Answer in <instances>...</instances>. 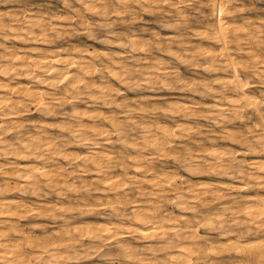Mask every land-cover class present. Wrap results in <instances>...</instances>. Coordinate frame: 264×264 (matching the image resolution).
Here are the masks:
<instances>
[{"label":"bare ground","instance_id":"1","mask_svg":"<svg viewBox=\"0 0 264 264\" xmlns=\"http://www.w3.org/2000/svg\"><path fill=\"white\" fill-rule=\"evenodd\" d=\"M74 1L81 9H71V13L64 16L15 7L0 10V38L3 40L0 41V264H74L82 255L77 248V244L84 247L82 241L97 243L92 248L102 259L100 264H215L224 253L230 260L231 252L240 259L233 262L234 258L236 260L233 256L229 264H264V239L249 241L241 235L264 233V193L252 195L245 192L251 189L249 182L256 179L261 191L264 190V99L249 91L257 85L248 82L243 73L250 69L254 76H264V60L260 55L264 53V17L259 21L249 18L238 23L237 16L230 20L235 17L232 15L237 7L233 8L231 3L236 0H204L210 14L203 15L202 19L211 23H205V29L195 30L196 27H193L192 30L193 25L188 26L191 25V18L188 21L189 15L186 17L183 13L185 9L176 7L179 16L176 19L180 20L175 19L172 24L166 20L165 29L178 33L183 22L197 39L209 40L213 44L204 47L201 42L191 50L181 34L166 36L163 51L170 62L192 67L195 74L204 72L213 75L211 82L202 83L206 78L188 82L181 78L173 65L172 68L167 65V59L160 54L145 56L142 61L136 56L138 51L144 55L148 51L153 52V47L160 49L165 43L157 42V47L154 45L150 49V41H144L147 37L141 40L133 32L115 31L112 28L114 24L111 26V22H107L106 18L115 14L116 20L122 19L120 21L124 24L123 14L132 13L130 0ZM184 1L191 5L199 0H134V3L152 12L154 7L162 11L160 4L174 9L176 4ZM204 1L201 0V3ZM69 4L67 1L63 3L65 7ZM230 5L235 9H231L233 12ZM40 7V10L43 9ZM237 10L240 13L241 10ZM84 12L100 15L102 19L92 23ZM166 15L172 16L170 11ZM132 17L135 19V16ZM73 20L80 24L83 29L80 31L88 37H93L95 27L105 30L107 38L101 41L115 45L119 50L114 53H110L109 49L107 52L90 50L92 45L89 48L77 39L61 42L65 34L71 37L79 32L72 25ZM157 32H152L154 38L160 36V31ZM239 54H243L240 59ZM199 60H203L204 64H197ZM170 73L175 84L179 83L180 88H188L191 94L201 98L196 100L193 95L190 102H185V99L165 101L167 105L164 103L163 118L177 121L174 126L157 116L156 107L149 108L150 101L144 102L148 105H143L138 100L134 106V98L127 100L120 96L124 88L134 93L143 87H155L156 76L166 77ZM166 80H160L165 89L171 86V81L168 80V83ZM258 87L262 93L264 82ZM205 98L213 99L203 108L218 128L231 116L241 122L245 120V113L258 117V123L245 130L248 133L245 138L238 136L242 133H235L238 128L235 129L234 124V132L230 126L227 127L229 130H225V126V129L220 128L225 130L223 136L231 143L234 144L238 138L241 143H246V151H226L217 143L218 147L215 140H210L213 142L209 147L199 146V139L194 142L191 138L188 140L198 145L197 148L192 147L189 141L177 147L180 142L176 141L201 132L197 124L192 126L185 119L199 117L198 113L203 110L199 108L203 104L201 100ZM82 104L87 105L83 107ZM32 111L41 115L38 122L32 118L24 119ZM57 115L62 118L61 121H48ZM233 117L229 119L233 120ZM176 118L184 119V122ZM52 129H56L58 134H52ZM213 131L210 132L218 134ZM246 132H243L244 135ZM209 139L213 138L210 136ZM244 155L255 157L245 169L243 159L237 161ZM168 160L173 161L174 166ZM235 160L237 166L232 165ZM5 168L8 170L4 171ZM180 168L195 178L203 171L221 178L229 175L230 168L237 169L239 177L233 182L242 183L240 187L246 195H233V202H223L225 205L221 202L219 209L213 208L211 203L221 200L222 189H228L229 184L218 181L197 184V179L182 178L185 175L179 172ZM225 191L223 189L224 194ZM95 194L100 195L97 200L93 198ZM169 204L175 210H169ZM226 212L238 224H244L245 231L230 237L234 232L230 235L228 220L224 219ZM188 213L193 216L189 217ZM35 218L48 220L46 223L51 231L44 230V226L39 228L42 231L40 234L26 231L21 222ZM198 228L206 231L220 229L224 242L214 244V240L201 236ZM132 236L151 243L156 240L157 243H143L147 246L139 248L126 240ZM104 243L114 244V248L100 251ZM84 256L85 259L90 255ZM221 261L218 264H223L224 261Z\"/></svg>","mask_w":264,"mask_h":264},{"label":"rangeland","instance_id":"2","mask_svg":"<svg viewBox=\"0 0 264 264\" xmlns=\"http://www.w3.org/2000/svg\"><path fill=\"white\" fill-rule=\"evenodd\" d=\"M29 1V2H28ZM0 0V10L1 9H4V10H6L7 8H11V7H15V8H20V9H29V10H35V11H39V12H43V13H49L48 15H56V14H58V15H60V13H61V15H66V14H68V13H71L70 11H71V9H72V11H73V9L74 8H79V9H81L77 4H76V2L74 1V0ZM46 1V2H45ZM68 2V3H70L69 4V6H67V7H65L64 5H63V3H65V2ZM204 1V0H203ZM27 4H26V3ZM44 2H45V4H44ZM75 2V3H74ZM130 2L131 3H129V5H130V7H131V10H132V13L130 12V11H128V12H125L124 14H123V19L126 21L127 20V23H125V21L123 20V22H124V24H122V21H120V20H122V19H120V20H116V16H115V14H113V15H109L107 18H106V20H107V22L109 21V22H111V26H112V24H114V26H112V28L115 30V31H118V30H120L121 32H133L136 36H138L141 40H143V39H145V37H147V39H145L144 41H146V40H148V41H150V43H151V46H150V49H151V47H153L154 45H156V43L157 42H163V43H165V44H162L161 46V48L159 49V48H152L151 50H153V52H150V53H152V54H150L149 53V51H148V53L147 54H144L143 55V53L141 52V51H138L139 53H141V55L137 52V54H136V56L142 61V59L145 57V56H149V57H156V56H158L159 54H160V56H163V57H165L166 59H167V61H168V63L169 64H167V65H169L171 68L173 67V68H176L175 70H177L178 72H179V75L181 76V78L184 80V81H188V82H191L192 80L193 81H201V80H204L205 78V80L204 81H201L202 83H204V82H211V80H212V76L213 75H209V74H204V72H202V74H201V72H198V73H196L195 74V72L194 71H192V67H187V66H185L184 67V65H181L180 63H178V62H173V61H171L172 62V64H171V62H170V60H169V57H166L165 56V51H163V50H165V47H166V36L167 35H171L170 33H172V34H175V35H180L183 39H185V41H187L188 42V44L190 45V48H191V50L192 49H194V48H196L195 46H197L199 43H201V44H203V46L204 47H210V45L212 46L213 44L209 41V40H202V39H197V37H195V36H193V34H192V31L190 32L189 31V29H191L192 28V30H194L193 29V27L195 28L196 27V29L195 30H200V29H205V23H207L208 21H205V19H202L203 18V15H205V14H207V15H209L210 14V11L208 10V8H207V2L206 1H204L203 3H201V0H199V1H196V2H193V4H191V5H189V4H187L185 1V3L184 2H182V3H178V4H176V6H174L175 8L173 9L172 7H170V6H166V5H164V4H160L161 5V7H162V11H161V8L160 7H158V8H160V9H157L156 7H154L153 9H152V12L151 11H149L148 9H141V8H139V6H137L135 3H134V0H130ZM16 3V4H15ZM25 3V4H24ZM51 5H49V4ZM132 3H133V5H132ZM184 3V4H183ZM204 3H205V5H204ZM3 4V5H2ZM6 4V5H5ZM13 4H15V6L13 5ZM19 4H21V5H19ZM48 4V7H45L46 5ZM54 4V5H53ZM74 4V5H73ZM183 4V5H182ZM195 4V5H194ZM19 5V6H18ZM159 5V6H160ZM182 5V6H181ZM185 5H186V7H185ZM188 5V6H187ZM197 5V6H196ZM231 5H234L233 6V8H235L236 9V7H237V9H240L241 11H240V13H237V12H239V10H235V9H233L232 8V6ZM231 5H230V10L232 9L233 11L235 10V14L233 13V15L232 16H234L235 15V17H233V18H231L230 20L231 21H233L234 19H236V16H237V19H236V21L238 22V23H240V22H243L244 20H246V19H251V20H253V21H259V19H262L263 17H264V0H236V1H233L232 3H231ZM34 6V7H33ZM41 6V7H40ZM184 6V7H183ZM31 9H30V8ZM38 7H40V8H42L43 7V9H39ZM59 7H61V8H59ZM69 7V8H68ZM179 9V10H181L182 8H183V13L186 15V17H187V15H189L187 18H188V21H190V19L189 18H191V25H188L189 27H191L192 25V27L191 28H187V27H185L184 25H183V22L181 23V29L179 28V30H178V33L177 32H175V31H173V30H169V29H165V27H164V23H166L167 21L169 22V24H172V22L174 21H178V20H180L179 18L178 19H176L177 17H179L178 16V14H177V8ZM192 7V8H191ZM34 8V9H33ZM136 8V9H135ZM197 8H199V9H197ZM241 8H243V9H241ZM38 9V10H37ZM61 9V10H60ZM201 9V10H200ZM44 10H47V11H44ZM59 10V11H58ZM148 10V11H147ZM158 10H159V12H158ZM164 10V11H163ZM231 10V11H232ZM140 12V13H138V12ZM168 11H170V13L172 14V16H169V17H167L168 15H166L167 13H168ZM232 11V12H233ZM58 12V13H57ZM137 12V13H136ZM160 12H162L163 14H161L160 15ZM167 12V13H166ZM203 12V13H202ZM64 13V14H63ZM66 13V14H65ZM130 13V14H129ZM187 13V14H186ZM198 13V14H197ZM138 14L140 15V16H138ZM237 14V15H236ZM245 14V15H244ZM125 15V16H124ZM129 15H131V16H129ZM174 15V16H173ZM196 15V16H195ZM240 15H241V18H240ZM262 15V16H261ZM84 16H86L87 17V20H89L90 22H92V23H98V21H100L101 19H102V17L100 16V15H92V14H90V13H87V12H84ZM132 16H135V19H134V17H132ZM137 16V17H136ZM177 16V17H176ZM239 16V17H238ZM250 16H252V17H250ZM115 17V18H114ZM126 19H125V18ZM243 17V18H242ZM262 17V18H261ZM131 18V19H130ZM165 18V19H164ZM197 18V19H196ZM257 18H258V20H257ZM129 19V20H128ZM148 19V20H147ZM161 19V20H160ZM164 19V20H163ZM169 19H170V21H169ZM176 19V20H175ZM241 19V20H240ZM134 20V21H133ZM167 20V21H166ZM194 20H196L195 22H194ZM74 21V20H73ZM116 21V22H115ZM120 21V22H119ZM129 21H131V22H129ZM164 21V22H163ZM166 21V22H165ZM194 23H193V22ZM200 21V22H199ZM119 22V23H118ZM146 22V23H145ZM163 22V24L161 25L160 23H162ZM171 22V23H170ZM173 22V23H174ZM190 22H188L189 24H190ZM209 22L211 23V21L209 20ZM208 22V23H209ZM74 23H76V24H74ZM74 23L72 22V25L73 26H76L78 29H79V32L78 33H74L71 37L70 36H68L67 34H65V37L63 36L62 37V39H61V42H66L67 40H75V39H77V42H80V43H82V44H84V45H87L88 47L89 46H91V49L90 50H92V49H96V50H98L99 52H107V50L108 51H110V53H114V52H116V51H118L119 49L115 46V45H107V44H104L101 40L102 39H105V38H107V33H106V31L105 30H101V29H98L97 27H95L94 28V31H93V37H88L85 33H83V32H81V31H83V29H82V27L80 26V24L77 22V21H74ZM115 23H116V25H115ZM121 23V24H120ZM197 25H196V24ZM120 24V25H119ZM130 24L132 25V26H130ZM167 24V23H166ZM202 24H204V26L202 25ZM143 26L145 27V29L143 28ZM201 26V27H200ZM114 27H116V28H114ZM154 27V28H153ZM162 27H164L163 29H162ZM183 27H185V28H183ZM207 27V26H206ZM183 28V29H182ZM188 30H187V29ZM80 29H81V31H80ZM95 29H96V31H95ZM147 29V30H146ZM98 30H99V32H98ZM123 30H125V31H123ZM152 30V31H151ZM154 30H155V32H157V33H159V31H160V36H158V37H153V33L152 32H154ZM119 31V32H120ZM142 32V33H141ZM147 32V33H146ZM149 33V34H148ZM169 33V34H168ZM106 34V35H105ZM185 35V36H182V35ZM190 34L192 35V36H190ZM143 35V36H142ZM101 36V37H100ZM165 37V38H163V37ZM190 38H189V37ZM73 37V38H72ZM97 39H96V38ZM152 37V38H151ZM93 38V39H92ZM143 38V39H142ZM189 38V39H188ZM79 39V40H78ZM83 39V40H82ZM99 39V40H98ZM153 39V40H152ZM165 39V40H164ZM154 40H156V41H154ZM191 40V41H190ZM0 41L1 42H3V40L0 38ZM76 41V40H75ZM91 41V42H90ZM209 41V42H208ZM90 42V43H89ZM98 42H100V44L98 43ZM161 42V43H162ZM93 43V44H92ZM155 43V44H154ZM192 43V44H191ZM209 43H211L210 45H207L206 46V44H209ZM89 44V45H88ZM194 45V46H193ZM32 46H34V45H32ZM99 46V47H98ZM100 46H103V47H100ZM192 46V47H191ZM233 46L234 47H236V43H235V41H233ZM93 47V48H92ZM94 47H96V48H94ZM155 47H157V45L155 46ZM90 48V47H89ZM103 49H104V51H103ZM115 49V50H114ZM149 49V50H150ZM150 50V51H151ZM0 51H1V49H0ZM112 51V52H111ZM161 52H163V53H161ZM109 53V52H108ZM155 53V54H154ZM158 53V54H157ZM163 54V55H162ZM140 55V56H139ZM262 57H263V59L262 60H264V53L263 52H261V54H260ZM238 57V59H240L241 57L240 56H243V54H239V55H237ZM141 57V58H140ZM243 60H244V58H242ZM131 63H132V59H130L129 60ZM201 61V62H200ZM204 64V61L203 60H199V61H197V64ZM166 65V66H167ZM173 65V66H172ZM179 66V67H178ZM168 67V66H167ZM190 69V70H189ZM181 72V73H180ZM219 73H220V71H219ZM245 75V79L248 81V82H250V83H252V84H256L257 86H255V87H253V88H250L249 89V91L251 92L252 91V93H254L256 96H258L260 99H264V91H262V93L260 92L261 91V88H259L258 86L261 84V82H264V79H263V75L262 74H260V75H262L263 77H261L260 75H256V76H254L253 75V72L250 70V69H247L245 72H243ZM184 74V75H183ZM174 75V74H173ZM205 75V76H204ZM220 75H221V73H220ZM202 76H204V77H202ZM208 76V77H207ZM247 76V77H246ZM257 76H259L260 77V79L257 77ZM173 76H172V74L170 73L168 76H166V77H160V76H156V78H155V80H154V84H156L155 85V87H154V85H152L151 87H143L141 90H138V91H134V93H133V91H129L128 89H123V91H124V93L123 94H121L120 96L122 97V99H132V98H134V100H136V102H133V105L135 106L136 105V103H138V100H139V102H141L143 105H148V103H149V108L151 109V107H156L157 109H156V113H157V116L159 117V118H162L163 120H166L171 126H174L176 123L175 122H177V121H175V120H173V119H170V118H167V117H165V118H163L164 116L162 115V109H164L165 107H166V103H165V101L166 102H170V101H174V100H172V99H175V101L176 100H183V99H185V102H190V101H192V99H193V95L194 96H196L197 97V99H196V97H194V99H196V100H200L201 98L199 97V95H197V94H191V92H190V90H188V88L186 89V88H184V89H182V88H180V87H182V86H180V84L178 83H176L177 84V87H178V89H177V87H176V84H175V82H174V78H172ZM186 77V78H185ZM189 79H188V78ZM211 77V78H210ZM168 78H170V79H168ZM171 78H172V81H171ZM202 78V79H201ZM208 78V79H207ZM158 79H159V81H158ZM166 80L167 82H168V80H169V82H170V84H171V86L170 87H168V88H166L165 89V87H162V85H161V82H160V80ZM186 79V80H185ZM210 79V80H209ZM263 79V80H262ZM260 80V81H259ZM168 82V83H169ZM200 82V83H201ZM259 82V83H258ZM157 85H159V86H157ZM161 86V87H160ZM116 87H120L119 85H117L116 84ZM157 87L159 88H161V89H163V90H165V91H163V90H159V89H157ZM172 87V88H171ZM156 88V89H155ZM171 88V89H170ZM180 88V89H179ZM148 89V90H147ZM155 89V90H154ZM201 89V88H200ZM167 90H169V91H167ZM178 90V91H177ZM181 90H183V91H181ZM141 91H145V92H141ZM183 92V93H180V92ZM187 91V92H186ZM177 92V93H176ZM185 92L187 93L186 95H185ZM130 93V94H129ZM136 93V94H135ZM151 94L150 95V98H148L149 97V94ZM172 93V94H171ZM189 93V94H188ZM137 96H135V95ZM137 94H139V95H137ZM144 94V95H143ZM147 95V97H146V95ZM160 94V95H159ZM179 94H180V96H179ZM259 94V95H258ZM125 97H124V96ZM128 95V96H127ZM155 95H157V96H155ZM161 96V98L159 97V96ZM178 95V96H177ZM181 95H183L184 97H182ZM120 96H118L117 98L119 99V100H121V97ZM136 97V99H135V97ZM142 98V96H145L144 98H143V100H140L141 98ZM174 96V97H173ZM176 96V97H175ZM158 99H157V98ZM182 97V98H181ZM186 97V98H185ZM188 97H189V99H188ZM191 97V98H190ZM146 98H148V99H146ZM158 101H156L155 99ZM179 98H181V99H179ZM127 99V100H128ZM146 99V100H145ZM204 100V101H203ZM203 100H201V102H203V104L199 107L200 108V110H202L200 113H198L199 115V117L201 116V118H199V117H195V118H193L192 116L191 117H189V118H187V119H185V121H187L186 123H190L192 126H196L195 124H197V126L199 127V130L201 131V132H199V133H196V134H193V133H191L190 134V136H185V137H183L182 139H180V140H182V142L180 141V140H178V141H176V142H180V144H177V147H180V146H183V144H185V141H187V143H188V139L189 138H191V139H193V141L195 142V141H197L198 139V143H199V146H206V147H209L210 145H211V142H213L214 140V143L217 145V143L218 144H220V146H221V148L223 147V149H227L226 151H232V152H236L238 149L239 150H244V151H246V147H247V144L246 143H241L240 142V138H238L239 140H236L235 142H234V144H233V142L231 143L230 142V140H229V138H226V137H224L223 136V131H225V130H227L228 128L227 127H229V128H231L230 130L232 131V132H234L235 130H234V127H235V129H237L236 130V134L238 135L239 133H242V134H239L238 136H243L244 138L245 137H247L248 136V133L245 131V130H248V127H253L256 123H258V121H259V119H258V117L256 116V115H254V114H252V116L250 115V113L249 114H247V113H245L246 115H245V117H244V121L243 122H241V121H239V119H236L235 117H233V116H231V117H229V118H232L233 117V120L231 119H227V121H226V123H224V124H222V126H220V128L221 127H223V129H225V127H226V129L225 130H221L220 128H218L219 126H217L216 124H214V120L212 119V118H210V117H208V116H210V115H208V114H206L205 113V110H204V108H203V106H205V104H209V103H211L212 102V98H205V99H203ZM148 101H150V102H148ZM160 101H162L163 102V107L161 106V104H162V102H160ZM184 101V100H183ZM146 102H148L147 104H145ZM151 102H153V104L151 103ZM156 102L158 103V104H156ZM208 102V103H207ZM166 105H165V104ZM155 104H156V106H155ZM87 105V104H86ZM85 104L83 105L82 104V106L83 107H85L86 106ZM158 106V107H157ZM161 106V107H160ZM159 108V109H158ZM198 108V109H199ZM103 111H107V109H104V108H101ZM198 109H197V111H198ZM69 110V109H68ZM199 110V111H200ZM204 111V112H203ZM159 114H161V115H159ZM40 116V117H39ZM212 116H214L213 114H212ZM255 116V117H254ZM206 119H205V118ZM254 117V118H253ZM257 117V118H256ZM27 119V120H31V118L33 119V120H35L36 122H38V120H40L41 119V115H39L38 113H35L34 111H32V113L29 115V116H26V117H24V119ZM54 119H49L48 121H50L51 123H56V122H59V121H61V119L62 118H60L59 117V115H57L56 117H53ZM208 118V119H207ZM253 118V119H252ZM57 121H56V120ZM190 121H189V120ZM200 119V120H199ZM55 122H54V121ZM176 120H179V122H184V119H181V118H179V119H177L176 118ZM212 120V121H211ZM229 120V121H228ZM86 121V120H85ZM170 121V122H169ZM172 121V122H171ZM197 121H200V122H197ZM236 121V122H235ZM87 122V121H86ZM197 122V123H196ZM245 122V123H244ZM198 123H201V124H203V125H201V124H198ZM174 124V125H173ZM206 124V125H205ZM214 124V125H213ZM233 124H234V127H233ZM240 124H242L241 126H240ZM253 124V125H252ZM211 125H213V126H211ZM220 125V124H219ZM227 125V126H226ZM232 125V126H231ZM245 125V126H244ZM247 125V126H246ZM204 126V127H203ZM206 126V127H205ZM225 126V127H224ZM239 126H240V128H239ZM244 126V127H243ZM208 127V128H207ZM246 127V128H245ZM245 128V129H244ZM215 129H216V131H215ZM218 129H220V130H218ZM243 129V130H242ZM214 130V131H213ZM229 130V129H228ZM242 130V131H241ZM51 131V133L52 134H54V135H57L58 134V131L56 130V129H52V130H50ZM202 131H203V133H202ZM210 131H213V132H217L218 134H216V133H212V132H210ZM220 133H219V132ZM208 132V133H207ZM243 132H246V135H244V133ZM201 133L203 134V135H201ZM199 134V135H198ZM206 134V135H205ZM207 134H209V135H207ZM211 134H214V135H211ZM194 135V136H193ZM195 135H198V136H201V137H198V136H195ZM217 135H219V136H217ZM222 135V136H221ZM193 136V137H192ZM203 136V137H202ZM210 136H211V138H213V139H209L210 138ZM241 136V137H242ZM195 137V138H194ZM207 139H206V138ZM218 137H219V139H218ZM205 140L204 142H203V140ZM223 138H224V140H223ZM226 138V139H225ZM190 139V141H189V143L190 144H192V145H190V144H188V145H190V146H192V147H194V148H197V146L198 145H195L194 144V142L193 143H191V140ZM208 140V141H207ZM210 140H213V141H210ZM223 140V141H222ZM207 141V142H206ZM239 141V142H238ZM206 142V143H205ZM209 142V143H208ZM237 143V144H236ZM207 144V145H206ZM228 144V145H227ZM240 144V145H239ZM243 144V145H242ZM231 145V146H230ZM218 147H220L219 145H217ZM242 146V147H241ZM241 147V148H240ZM68 148H72V147H69L68 146ZM78 150H80V149H78ZM196 152V151H195ZM243 157V158H242ZM263 158H264V155L262 156ZM241 158V159H240ZM253 158H255V157H252V156H248V155H244V156H241V157H238L237 158V161L240 159V160H242V166H243V168L245 169L246 168V165L253 159ZM249 159V160H248ZM247 160V161H246ZM236 162V160L233 162V164L232 165H236L237 166V162ZM247 162V163H246ZM168 163L170 164V165H172V166H174V162L173 161H171V160H168ZM176 166L178 167V165L176 164ZM6 170H8V169H4V171H6ZM237 170V169H236ZM236 170L235 169H233L232 170V168H230V170H228L229 171V175L227 176V175H224V176H221V178L220 177H217V176H215V175H212L210 172H207V171H203L202 172V174H199L198 176H197V178H195V177H190L188 174H186L185 173V171H183L181 168H180V170H179V172L183 175H185V177L184 176H182V178H186L187 176V178H192L193 180H196V181H192V182H195V183H197V184H199V183H201V182H216V181H218V182H226L227 184H229V186H228V189H226V188H223L224 190H226L225 192V194H224V192H223V189H222V193H223V197L222 198H225V199H222L221 198V200H219L218 202L217 201H214V202H212L211 203V206L213 207V208H218L219 209V207H221L222 206V204L223 205H225L226 203L225 202H229V200L231 201V202H233V200H232V198H233V195L235 196V197H237L238 195L240 196L241 194L243 195H246V193L247 194H252V195H254V194H263L264 193V190L263 191H261V189H260V187H259V185L257 184L258 183V180L256 179V180H254V181H251L252 182V184H251V182H249L248 180H246L245 182H249V186L251 187V189H249L248 191H245V192H243V188L242 187H240V186H242L243 184L242 183H234V182H236V180L238 179V177H239V175H238V173L236 172ZM234 173H233V172ZM208 173H210V174H208ZM230 173H232L233 174V176L234 177H232V175L230 174ZM207 174V175H206ZM202 175V176H201ZM211 175V176H210ZM237 175V177L235 178V176ZM229 176H231V177H229ZM88 178H90V177H88ZM229 178V179H228ZM232 178V179H231ZM181 180V179H180ZM178 181V183H179V185L181 184V181ZM231 181V182H230ZM234 181V182H233ZM230 182V183H229ZM234 186H233V185ZM256 184V185H255ZM233 186V188H231ZM237 186V187H236ZM256 186H258V187H256ZM231 189H230V188ZM239 187V188H238ZM254 188V189H253ZM239 189H241V190H239ZM257 189H258V191H257ZM242 191V192H241ZM230 194V197H229V195H228V193ZM241 192V193H240ZM250 192V193H249ZM228 196H227V195ZM225 195V196H224ZM232 195V196H231ZM28 196V198L27 199H29V200H32V198L31 197H29V195H26V197ZM100 195H98V194H95V195H93V198L94 199H98V197H99ZM235 197L233 198V199H235ZM92 198V199H93ZM104 198V197H103ZM230 198V199H229ZM93 199V200H94ZM227 199V200H226ZM95 201V200H94ZM221 202H222V204H221ZM225 204H224V203ZM215 203V205H212V204H214ZM221 204V205H220ZM228 205H232L231 203H227ZM172 206V207H171ZM129 207L130 206H128V209H129ZM168 208H169V210H175L174 209V207H173V205L172 204H169V206H168ZM172 208V209H171ZM200 209V208H199ZM215 209V210H216ZM200 210H202V208L200 209ZM204 210V209H203ZM217 211V210H216ZM219 211V210H218ZM107 212V211H106ZM219 212H221V211H219ZM186 215H188L189 217H191V215L193 216V214H186ZM226 216H224V219H226V220H228V230H229V232H230V235H232V233L234 232V234L232 235V236H230V237H235V235L237 236V235H239L242 231H245V225L244 224H238V221L236 222V221H234L233 220V218H231V216L226 212V214H225ZM226 217V218H225ZM91 218H93V217H91ZM90 218V219H91ZM29 220H31V221H29ZM29 220H27V221H23V222H21V224H22V226H23V228H25V230L26 231H34L35 233H41L42 231H41V229H39V228H42L43 226V228H45L46 227V229H44V230H46V231H51L50 229H52L50 226H49V224H47L46 222L48 221H45V220H43V219H29ZM33 221V222H32ZM35 221H36V223H35ZM44 221H45V223H44ZM28 222V225H25V223H27ZM30 223H32V224H30ZM36 224V226H34V224ZM38 223H39V225H38ZM234 223V224H233ZM24 224V225H23ZM44 224H46V225H44ZM227 224V223H226ZM231 224V225H230ZM233 224V225H232ZM238 226V225H240V226H238V227H236V226ZM244 225V226H243ZM25 226V227H24ZM34 226V227H33ZM38 226H40V227H38ZM35 227H37L36 229H34ZM239 227H240V230H239ZM28 228H29V230H28ZM218 228V227H217ZM233 228V229H232ZM31 229V230H30ZM238 229V230H237ZM40 230V231H39ZM232 230V231H231ZM235 230V231H234ZM32 231V232H33ZM198 231H199V234H201V236L203 235V237H205V238H208L209 240H214V244H216V245H220L221 244V242H224V239H223V234H222V232L220 231V229H214V230H212V231H206V230H203L202 228H198ZM205 231H206V233H205ZM220 231V232H219ZM236 231H239V232H237V233H235ZM203 232V233H202ZM207 232H208V234H207ZM219 232V233H218ZM221 233V234H220ZM205 235V236H204ZM242 236H245L244 238L246 239V240H256V239H264V233H261V234H259V235H250V236H246L245 234H241ZM208 236V237H207ZM211 236V237H210ZM212 236H213V238H212ZM216 236V237H215ZM260 236H261V238H260ZM263 236V237H262ZM255 237V238H254ZM135 238H137L136 236H132V237H129V238H126V240H128L129 242H131V243H133L135 246L137 245V247H139V248H142V247H144V246H147V245H144V244H148V245H150V243L151 242H148V241H145V240H141V239H135ZM215 238V239H214ZM222 238V239H221ZM243 238V239H244ZM251 238V239H250ZM218 239H219V241H218ZM222 241H221V240ZM244 239V240H245ZM217 240V243L215 242ZM154 241H156V240H154ZM154 241H152V243L151 244H155L156 245V243H157V241L156 242H154ZM88 242V243H87ZM87 242H83L82 241V244H84V247H80L79 246V244H77V248H78V251L79 252H81V254L82 255H80L79 256V259L77 260V262L76 263H74V264H100L102 261V259L98 256V253H97V251H96V249H93L92 247L93 246H96L97 245V243H90L89 241H87ZM144 243V244H143ZM220 243V244H219ZM86 244V245H85ZM96 244V245H95ZM155 245H153V246H155ZM106 246V247H105ZM109 248H108V247ZM111 247H113L114 248V244L113 245H108V244H106V243H104V245H102V247L100 248V251H107L108 249H110ZM89 248V249H88ZM91 248L93 249V255H91V253H92V250H91ZM91 250V251H90ZM94 250H95V252H94ZM85 252V253H84ZM84 253V254H83ZM90 253V254H89ZM96 253H97V255H96ZM87 254H89V255H87ZM84 255H86V256H89V257H86V256H84ZM235 253H233V252H231V254H230V256H231V259L229 260V258H227V255L224 253V256H220V258L218 257V262H220V260H222L221 261V263L223 262V264H229L230 262L229 261H231L232 262V259L234 258V257H236V260H235V258L233 259L234 261L233 262H237L239 259H240V256H238V255H236ZM82 256V257H81ZM83 256L84 257H86L85 259L83 258ZM226 256V257H225ZM234 256V257H233ZM99 257V258H98ZM160 257H162V255H160ZM226 258V259H225ZM80 259H81V261H80ZM90 259V260H89ZM101 259V260H100ZM97 260V261H96ZM87 263H86V262ZM89 261V262H88ZM226 261V262H225ZM104 262V261H103ZM218 262H216L215 264H218ZM33 264H35V263H33Z\"/></svg>","mask_w":264,"mask_h":264}]
</instances>
